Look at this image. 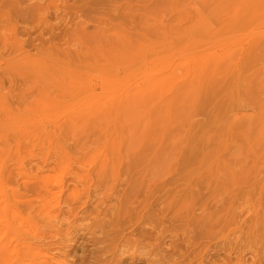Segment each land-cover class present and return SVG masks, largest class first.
I'll use <instances>...</instances> for the list:
<instances>
[{
  "label": "rangeland",
  "instance_id": "1",
  "mask_svg": "<svg viewBox=\"0 0 264 264\" xmlns=\"http://www.w3.org/2000/svg\"><path fill=\"white\" fill-rule=\"evenodd\" d=\"M21 1L46 9L26 22L29 35L18 34L32 43L24 59L0 68L12 90L0 89V117L9 111L0 155L12 148L16 157L26 120L27 173L40 167L64 193L51 215L32 197L29 216L43 238L27 239L32 254L19 263L162 264L146 245L159 237L180 264H264V0ZM2 21L0 13V43ZM76 189L82 200L74 202ZM147 228L149 240L139 234ZM11 244L9 232L4 255ZM125 250L150 257L122 260Z\"/></svg>",
  "mask_w": 264,
  "mask_h": 264
},
{
  "label": "bare ground",
  "instance_id": "2",
  "mask_svg": "<svg viewBox=\"0 0 264 264\" xmlns=\"http://www.w3.org/2000/svg\"><path fill=\"white\" fill-rule=\"evenodd\" d=\"M38 3V2H37ZM45 10L46 8H44L43 5H40V4H36V5H23L22 4V1L19 0V1H16L14 3V0H0V13H1V16L4 18V21L1 22V27L3 29V32H4V36L5 38L1 41V45H0V68L2 67V64H6L8 63L10 60L13 59V57L15 58H18V60H21V59H24V57H20L22 54H27L28 53V48L29 46H32V43L30 42L27 43V40H25L24 38L20 39L18 38L19 35H21V37H24V36H27L29 35V31L28 29L26 28V22L28 21V19H34V18H41V15L42 13H40V10ZM44 14V12H43ZM15 18L14 21H13V28L9 30V33L8 31L5 32V23H9L10 20L13 18ZM18 20L20 22H22L23 26L21 27V30H19L17 28V24H18ZM5 22V23H4ZM85 29V28H84ZM79 31L80 33L82 32L83 33V29H80V30H77ZM78 32V33H79ZM86 32V31H85ZM19 34V35H18ZM40 35H41V32L38 33V35L35 36L34 38V41H38L40 43H42V40L40 39ZM33 49L35 50V60L36 61H41L43 58H41V53H42V50H43V47L37 43L36 45H33ZM68 50H64L63 53L69 57V53L67 52ZM7 53V54H6ZM18 56V57H17ZM11 79V78H10ZM13 80H9L8 83H11ZM20 83V82H19ZM26 83L23 81L21 83V86L19 87L18 91H20V95L23 96L25 95V91H27V88H26ZM17 88V84H16V87ZM14 88V89H15ZM0 89L2 90H7L8 89V92L9 90L11 89L9 86L5 87L4 86V83H3V80L0 79ZM12 92V90H10ZM10 104V102H9ZM27 107L26 105V100L24 99V97H22L20 99V102H18V105H17V108H16V112H13L16 114V119L19 118V113L20 112H23V110ZM0 108H1V102H0ZM12 108V107H11ZM12 111V110H11ZM8 110L4 111L2 113V116L0 117V124L2 125V123L4 124V126H6L7 124L5 122L8 121ZM126 112V111H125ZM128 113V112H127ZM21 118V117H20ZM15 119V121H16ZM41 119V118H40ZM23 120V119H22ZM5 121V122H4ZM14 121V120H13ZM41 122V121H40ZM29 123V122H28ZM22 126H18L19 127V134H18V138H17V144H16V149H17V155L16 157L13 155H11V149H10V152L6 155H0V222H2V225L0 227V240L1 239H4V237H6V235L10 232V234L12 233L13 235V238H14V241H15V244L12 245L9 247V254H6L4 255L5 252H7L6 250V246H3L2 248L0 247V262L2 263L3 261H8L10 262V264H20L19 261L22 259H19L21 257L22 254H25L26 251H29L31 249V246L32 244H29V240L27 241V239H42L43 238V233H41L39 230H38V227L36 226V223L38 222L37 220H33V218H30L29 216V213L33 207L32 205V202L34 200H40L41 202L40 203H43V205L40 207V205L38 206L39 208H41V210H43L46 206V208L48 209L47 213L48 214H52L54 208H56L57 206H59V203H60V197L61 195L64 193V186L62 185H59L57 182L58 180H56V177L53 178L52 181H45L44 178L42 177V175H40V171H41V168L38 167L37 170L34 172V175L29 174L27 173L26 171V164H27V159H26V155L25 154V151H29L30 147L28 146V144H25L23 142L22 137H24L26 134H28V128L26 127L28 124L26 123V120H24L22 123ZM20 124V125H21ZM17 126V125H16ZM12 127V126H11ZM232 127V126H231ZM13 128V127H12ZM7 129V127H6ZM231 129V128H230ZM10 130V128L8 129ZM15 130V129H14ZM2 131V130H1ZM0 131V132H1ZM4 132L5 129H4ZM9 132V131H8ZM3 135V133H1ZM8 133H5V136L7 135ZM16 135V134H15ZM1 136V135H0ZM7 137V136H6ZM5 138V137H4ZM12 139V138H11ZM10 139V140H11ZM0 140H1V137H0ZM7 140V139H6ZM9 141V140H8ZM13 141V140H11ZM10 142V141H9ZM28 142V141H27ZM26 142V143H27ZM5 143V141H4ZM36 143V142H35ZM32 144L33 147H39L40 145L39 144ZM3 145V144H2ZM3 146H6L5 144ZM9 146V145H8ZM7 146V147H8ZM11 147V146H10ZM13 147V145H12ZM1 149V147H0ZM3 149V148H2ZM37 149V148H36ZM7 150V149H6ZM4 151V150H3ZM31 155V152L28 153V157ZM36 155V154H35ZM32 157V156H31ZM40 157V156H39ZM35 160V159H34ZM43 160V159H42ZM48 160V159H47ZM57 160V159H56ZM55 160V161H56ZM13 162V167H10L11 169H9L8 167V163L9 162ZM32 161V160H31ZM44 161H46L44 159ZM43 161V162H44ZM57 163V162H56ZM39 164V163H37ZM49 164V163H48ZM51 164V163H50ZM44 164H42V169L45 167H43ZM56 165V164H55ZM59 165V164H58ZM54 166V165H53ZM33 167V166H32ZM31 167V168H32ZM36 167V166H35ZM57 169V168H56ZM32 172V171H31ZM44 176V175H43ZM15 177H17L15 179ZM1 185H5L6 187H4V190L2 191V187ZM87 185V184H86ZM88 188V187H87ZM21 189V191H20ZM147 189V188H146ZM148 191V189L146 190ZM81 192H79V190H75V194H74V197L72 200L75 201H81ZM138 194V192H137ZM31 195V196H30ZM88 196V194H87ZM33 197V199H32ZM69 197V196H68ZM146 198V197H145ZM87 199V198H86ZM82 202L81 205L82 208L85 207L86 203H88V200H86ZM146 202V201H145ZM143 203V202H142ZM53 204V205H52ZM71 205V204H69ZM142 205V204H141ZM151 205V203H150ZM37 207V208H38ZM50 207L52 209H50ZM60 207V206H59ZM113 207V206H112ZM150 208V206H148ZM159 207V206H158ZM36 208V209H37ZM140 208V206H139ZM143 208H146V206H144ZM148 208V209H149ZM152 208H153V204H152ZM157 208V207H156ZM163 207H161L162 209ZM160 209V210H161ZM57 210V209H55ZM59 210V209H58ZM110 210V208H109ZM117 210V213L119 211V209H115V211ZM36 211V210H35ZM38 211V210H37ZM154 211V210H153ZM46 212V211H45ZM52 212V213H51ZM111 212V211H109ZM165 212V211H164ZM204 212V211H203ZM34 213V212H33ZM38 213V212H36ZM41 213V212H40ZM68 213V212H67ZM113 212H111L112 214ZM125 213V212H124ZM150 213L152 214V211H150ZM35 214V213H34ZM55 214V213H54ZM59 214V213H58ZM143 214V213H142ZM239 214V213H238ZM36 215V214H35ZM49 215V216H50ZM57 215V214H56ZM97 216H99L98 214H96ZM128 215V221L129 222H132L133 224L136 223L138 220L136 219V216L133 215V214H127ZM42 216V215H41ZM65 216V215H64ZM150 216V214L148 215ZM159 216V215H158ZM204 216V215H203ZM76 217V216H75ZM96 217V216H95ZM146 217V215H145ZM48 218V217H47ZM54 220L57 219V216L54 215ZM141 218H142V215H141ZM149 221V225L148 227L151 228V229H156L157 227H155V225H152L154 219L152 217H147ZM36 219V218H35ZM38 219H41L40 216ZM51 219V218H50ZM49 219V220H50ZM168 219V218H167ZM42 220V219H41ZM54 220H51V221H54ZM44 221V220H43ZM68 221V220H67ZM144 221H145V218H144ZM143 221V222H144ZM189 221V220H188ZM48 222V221H47ZM170 222V221H169ZM241 222V221H239ZM246 222V221H245ZM142 223V222H141ZM140 222L138 223V225L141 224ZM163 223V222H162ZM188 223V222H187ZM243 223V222H242ZM168 224V223H167ZM157 225V224H156ZM118 226V224H117ZM117 226H114V229H113V233H114V237H116V235L118 236L119 234L122 235V226H119V228L117 229ZM241 226V225H240ZM239 226V227H240ZM144 227V226H143ZM161 227V226H160ZM207 227V226H206ZM238 226H236L237 228ZM57 228V227H55ZM147 228L146 230H148L147 232L145 233H139L141 235L144 236V238H148L151 239L153 238L151 230ZM159 228V227H158ZM200 228V227H199ZM125 229V228H124ZM138 229V228H137ZM202 229V227H201ZM233 229V228H232ZM231 229V230H232ZM144 230V229H142ZM140 230V231H142ZM204 230V229H203ZM241 230V228L239 229ZM124 231V230H123ZM139 231V232H140ZM155 231V230H153ZM152 231V232H153ZM162 231V230H161ZM168 231V230H167ZM52 232V231H51ZM131 232V231H130ZM157 232V231H156ZM166 232V231H165ZM160 233V232H158ZM170 233V232H169ZM56 234V233H54ZM53 234V235H54ZM132 234V233H131ZM134 234V232H133ZM157 234V233H156ZM161 234V233H160ZM51 235V234H50ZM159 235V234H158ZM173 235V234H172ZM201 235V234H200ZM22 236V242L19 241V237ZM56 236V235H55ZM157 236V235H156ZM163 236H165L163 234ZM163 236H162V239H163ZM132 237V236H131ZM134 237V236H133ZM141 237V236H140ZM10 238L12 239L11 235H10ZM9 238V239H10ZM135 238V237H134ZM133 238V239H134ZM137 239V238H136ZM155 240V243H146V245H149L152 247V250H153V253H157L159 254L158 252H161V256L162 258L164 259V262H162V264H180L179 262L182 261L180 259L177 258H174L173 259V254L175 252V248L174 246L172 247L171 246V249L170 252H166L164 253L163 250L160 248V245L157 242V240H159V237H154L153 238ZM161 239V240H162ZM142 240H144L142 237H141V240H136V244H132L133 246H136V245H140V243L142 242ZM187 240V239H186ZM145 241V240H144ZM167 241V240H166ZM173 241V240H172ZM171 241V242H172ZM180 241V240H179ZM184 241V239H183ZM5 242V241H4ZM3 242V243H4ZM8 242V241H7ZM12 242V241H11ZM10 242V243H11ZM165 242V241H164ZM178 243V242H177ZM6 244V243H4ZM23 244V245H22ZM45 244V243H44ZM121 244V243H120ZM145 244V243H144ZM163 244V243H162ZM165 244V243H164ZM116 245V244H115ZM127 245V244H126ZM131 245V246H132ZM166 245V244H165ZM169 245V244H168ZM143 245H141L140 247H142ZM189 246V245H188ZM37 247V246H36ZM40 247V246H38ZM124 247V246H123ZM139 247V246H138ZM148 247V246H146ZM168 247V246H167ZM34 248V247H33ZM128 248V247H127ZM182 248V247H181ZM37 249V248H36ZM122 249V248H121ZM135 250V247L133 248ZM139 248H137L138 250ZM165 249H168V248H164ZM178 249V248H177ZM34 250V249H33ZM38 250V249H37ZM119 250V249H118ZM127 250V249H126ZM125 250V251H126ZM151 250V251H152ZM191 250V249H190ZM32 251V250H31ZM29 251V253L31 252ZM121 251V250H120ZM148 251V250H147ZM174 251V252H173ZM37 252V251H36ZM116 252V251H115ZM40 251L38 250V252L36 254H39ZM130 253V252H129ZM127 251L125 252V254H122L123 257H122V260L124 258H130L131 260H136V259H144L145 257L148 258L150 256H148V254H139V255H135L136 252H132L131 250V254H129ZM139 253V252H138ZM152 253V252H151ZM180 253V252H179ZM183 253V252H182ZM32 254V253H30ZM45 254V253H44ZM202 254V253H201ZM46 255V254H45ZM91 255V254H90ZM103 255V254H102ZM121 255V256H122ZM125 255V256H124ZM156 255V254H155ZM23 256V255H22ZM152 256V255H151ZM185 257L184 255H181L179 257ZM15 257V260H12L13 258ZM30 257V256H29ZM28 257L29 260H31L30 258ZM138 257V258H137ZM189 257V256H188ZM192 257H193V254H192ZM199 257V255H198ZM237 257V256H236ZM39 258V257H38ZM41 258V256H40ZM44 258V257H43ZM42 258V259H43ZM200 258V257H199ZM198 258V259H199ZM27 259V258H25ZM48 258H46L45 260H47ZM197 259V260H198ZM243 259V258H242ZM254 259V258H253ZM28 260V261H29ZM33 260V259H32ZM41 260V259H40ZM121 260V259H120ZM202 260V259H201ZM230 260V259H229ZM27 261V260H26ZM43 263L44 261L41 260ZM50 261V260H49ZM140 261V260H139ZM163 261V260H162ZM196 261V260H195ZM243 261V260H242ZM256 261V260H255ZM23 263H25L23 260H22ZM39 262V261H38ZM37 262V263H38ZM41 262V263H42ZM46 262V261H45ZM184 262V261H183ZM237 262V261H236ZM0 263V264H1ZM22 263V264H23ZM42 263V264H43ZM49 263V262H48ZM111 263V262H110ZM214 263V261H213ZM239 263V262H238ZM256 263V262H255ZM9 264V263H8ZM26 264V263H25ZM40 264V263H39ZM51 264V262L49 263ZM203 264V263H202ZM236 264V263H235ZM242 264V262H241Z\"/></svg>",
  "mask_w": 264,
  "mask_h": 264
}]
</instances>
